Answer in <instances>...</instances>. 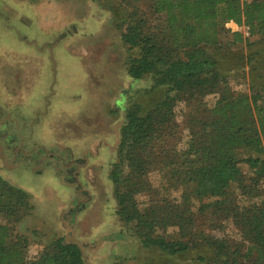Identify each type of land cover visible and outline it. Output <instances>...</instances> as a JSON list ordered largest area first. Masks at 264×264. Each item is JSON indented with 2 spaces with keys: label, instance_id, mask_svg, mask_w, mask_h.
Instances as JSON below:
<instances>
[{
  "label": "trees",
  "instance_id": "1",
  "mask_svg": "<svg viewBox=\"0 0 264 264\" xmlns=\"http://www.w3.org/2000/svg\"><path fill=\"white\" fill-rule=\"evenodd\" d=\"M114 1L125 10L122 14L119 8L116 15L112 7L115 26L134 52L127 61L129 75L152 78L146 94L165 89L157 101L142 100L144 93L125 108L111 171L117 214L147 249L160 253L164 264H264V199L240 205L233 193L236 187L251 198L262 195L264 86L252 84L249 93L235 90L233 69L223 64L239 51L234 44L243 42L252 49L250 64L264 58V0H133L149 4L159 19L154 24L148 12L128 10L127 0H105L106 6ZM231 21L247 27L248 35L228 28ZM210 95L217 96L212 106L206 102ZM178 102L188 109L184 149L172 138ZM152 171L163 181L153 191L147 179ZM173 190L181 191L180 199L170 196ZM145 192H152L147 208L138 201ZM153 192L162 196L156 199ZM196 206L205 215L233 218L242 242L195 234ZM31 209V195L0 176V218L5 220L0 222V264H86L82 247L63 238L29 257L30 242L14 233L12 223ZM173 225L181 232L176 237L168 230Z\"/></svg>",
  "mask_w": 264,
  "mask_h": 264
},
{
  "label": "rangeland",
  "instance_id": "2",
  "mask_svg": "<svg viewBox=\"0 0 264 264\" xmlns=\"http://www.w3.org/2000/svg\"><path fill=\"white\" fill-rule=\"evenodd\" d=\"M112 3L0 0V172L31 195L30 212L12 223L14 233L28 238L31 258L63 238L82 247L86 264H164L160 253L147 249L117 214L111 171L118 160L125 108L154 82L129 75L127 61L134 52L115 26L112 7L116 15L119 8L122 14L125 10ZM127 5L128 10L148 12L151 23L159 21L147 2L127 0ZM226 26L248 35L247 27L233 21ZM234 45L239 49L235 58L223 62L233 69L231 86L247 93L252 84L264 86L263 56L253 64H258L255 71L247 57L252 49L246 42ZM164 94V88H154L142 100L157 101ZM216 97H206L207 104L212 106ZM187 112L185 103L178 102L171 130L179 149L189 139ZM78 159L85 163L83 169L74 168ZM242 168L249 171L246 163ZM147 179L152 191L163 182L158 171ZM261 189L255 198L236 187L233 193L245 205L264 199V181ZM180 194L173 190L170 196L180 199ZM151 195L138 196L143 208L152 202ZM194 211L195 234L242 242L233 218L202 214L198 206ZM168 230L174 237L181 233L174 225Z\"/></svg>",
  "mask_w": 264,
  "mask_h": 264
},
{
  "label": "flooded vegetation",
  "instance_id": "3",
  "mask_svg": "<svg viewBox=\"0 0 264 264\" xmlns=\"http://www.w3.org/2000/svg\"><path fill=\"white\" fill-rule=\"evenodd\" d=\"M84 165H85V163H83L80 159H78L77 161H75V163H74V168H80L81 167V169H83L84 168ZM27 168V167H26ZM72 182H74V183H76V180L75 179H73L72 180Z\"/></svg>",
  "mask_w": 264,
  "mask_h": 264
},
{
  "label": "crops",
  "instance_id": "4",
  "mask_svg": "<svg viewBox=\"0 0 264 264\" xmlns=\"http://www.w3.org/2000/svg\"><path fill=\"white\" fill-rule=\"evenodd\" d=\"M3 172V171H2ZM2 172H0V176L3 178V179H5V180H8L6 177H5V174L4 173H2ZM11 183V182H10ZM11 184H13V185H15L14 183H11ZM15 186H17V185H15ZM17 187H19V186H17ZM19 188H21V187H19ZM22 190H24V191H26L25 189H23V188H21ZM26 192H28V191H26ZM29 193V192H28Z\"/></svg>",
  "mask_w": 264,
  "mask_h": 264
},
{
  "label": "built area",
  "instance_id": "5",
  "mask_svg": "<svg viewBox=\"0 0 264 264\" xmlns=\"http://www.w3.org/2000/svg\"><path fill=\"white\" fill-rule=\"evenodd\" d=\"M244 1H246V0H244Z\"/></svg>",
  "mask_w": 264,
  "mask_h": 264
}]
</instances>
